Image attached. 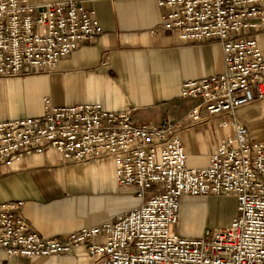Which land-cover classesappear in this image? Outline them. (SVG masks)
<instances>
[{"label": "built area", "instance_id": "built-area-1", "mask_svg": "<svg viewBox=\"0 0 264 264\" xmlns=\"http://www.w3.org/2000/svg\"><path fill=\"white\" fill-rule=\"evenodd\" d=\"M160 27L183 42L221 44L223 72L181 83L179 96L199 98L187 116L226 115L233 127L202 168L187 164L184 122L136 123L128 111L101 103L51 106L40 117L0 121V166L21 153L51 147L67 161L111 156L119 184L143 201L124 214L60 237L38 234L21 202H0V251L9 256L58 255L84 246L94 264H264V143L250 141L236 111L264 98V0H157ZM101 27L80 0L34 4L0 0V77L48 71ZM147 193L149 196L145 197ZM232 196L236 215L207 237L172 230L183 197Z\"/></svg>", "mask_w": 264, "mask_h": 264}, {"label": "crops", "instance_id": "crops-1", "mask_svg": "<svg viewBox=\"0 0 264 264\" xmlns=\"http://www.w3.org/2000/svg\"><path fill=\"white\" fill-rule=\"evenodd\" d=\"M80 1L94 10L100 35L80 44L48 71L0 77V121L40 117L46 100L51 106L97 102L108 111H128L136 123L184 122L180 136L187 164L207 166L220 141L233 134V127L218 125L226 115L203 116L201 122H193L187 114L200 99L180 97L179 87L184 81L224 71L221 44L183 42L162 29L157 0ZM254 35L264 48V25ZM236 119L247 129L250 141L264 143V98L239 108ZM232 198L183 197L175 225L186 231L190 212L192 217L205 214L209 202ZM6 201L21 202V214L38 234L60 237L112 220L143 199L131 185L117 182L111 156L67 161L48 147L23 152L9 165L0 166V202ZM231 215L222 228L236 213ZM0 264H94V260L80 246L70 253L31 257L0 251Z\"/></svg>", "mask_w": 264, "mask_h": 264}, {"label": "rangeland", "instance_id": "rangeland-1", "mask_svg": "<svg viewBox=\"0 0 264 264\" xmlns=\"http://www.w3.org/2000/svg\"><path fill=\"white\" fill-rule=\"evenodd\" d=\"M219 204L221 205L222 209H220L221 207ZM195 205L198 209H201L202 207V205H200L198 202H195ZM205 209V214L201 212L196 214V212L195 217H192L194 215H192V212L188 214L185 219V224H187L188 226V229L186 231L181 230L178 224L173 225L172 230L176 234L183 237H207L210 233L222 229V223H224V221L227 222L232 216V213H236L235 198H232L230 200H223L221 203L211 201L207 204V207Z\"/></svg>", "mask_w": 264, "mask_h": 264}]
</instances>
